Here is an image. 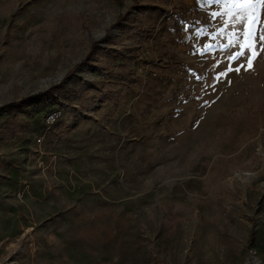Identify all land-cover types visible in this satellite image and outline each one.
Wrapping results in <instances>:
<instances>
[{"label":"rangeland","instance_id":"obj_1","mask_svg":"<svg viewBox=\"0 0 264 264\" xmlns=\"http://www.w3.org/2000/svg\"><path fill=\"white\" fill-rule=\"evenodd\" d=\"M223 11L0 0V264H264V5L251 68Z\"/></svg>","mask_w":264,"mask_h":264},{"label":"snow or ice","instance_id":"obj_2","mask_svg":"<svg viewBox=\"0 0 264 264\" xmlns=\"http://www.w3.org/2000/svg\"><path fill=\"white\" fill-rule=\"evenodd\" d=\"M210 4L222 5L225 9L223 12L213 13V19L227 16L228 19L224 21V28H221L212 39H216V36H223L226 29H230L228 37V44L223 45L224 48L239 46V50L230 56L233 61L239 60L241 57H245L247 52L251 51V56L247 58V65L249 68L252 66V60L256 56V52L253 50L252 40L254 35L255 25L259 17V9L264 5V0H206ZM198 36L206 35L201 30L197 33ZM264 39V37H261ZM214 45L206 44L204 51H211ZM237 71L239 69H236Z\"/></svg>","mask_w":264,"mask_h":264},{"label":"trees","instance_id":"obj_3","mask_svg":"<svg viewBox=\"0 0 264 264\" xmlns=\"http://www.w3.org/2000/svg\"><path fill=\"white\" fill-rule=\"evenodd\" d=\"M94 46H97V44H95ZM80 67V65H77V66H74L68 73L67 75L65 76V78H69L71 76L74 75V73L78 70V68ZM101 70H104L103 67H100ZM37 101H35L34 99H31L32 100V107L35 108V110L37 112H40L44 109L45 107V104L48 102V101H51L53 100L54 98H56V90H50V91H46V92H41L39 93L37 96ZM66 102H67V99L66 98H63V99H60L58 100L57 102H55L56 104L60 105V107H64L66 105ZM14 102L11 103V105H8L7 107H10V106H14ZM17 104V103H16ZM7 122H12V119L9 118L7 120Z\"/></svg>","mask_w":264,"mask_h":264},{"label":"built area","instance_id":"obj_4","mask_svg":"<svg viewBox=\"0 0 264 264\" xmlns=\"http://www.w3.org/2000/svg\"><path fill=\"white\" fill-rule=\"evenodd\" d=\"M55 118H56L55 115H52V116L49 117L50 120H51V119H52V120H55Z\"/></svg>","mask_w":264,"mask_h":264}]
</instances>
